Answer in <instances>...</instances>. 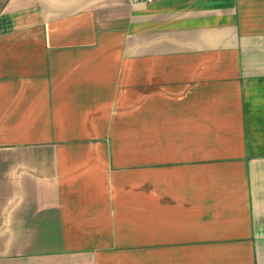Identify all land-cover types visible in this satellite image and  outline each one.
Listing matches in <instances>:
<instances>
[{
	"label": "crops",
	"instance_id": "crops-1",
	"mask_svg": "<svg viewBox=\"0 0 264 264\" xmlns=\"http://www.w3.org/2000/svg\"><path fill=\"white\" fill-rule=\"evenodd\" d=\"M0 264H264V0H0Z\"/></svg>",
	"mask_w": 264,
	"mask_h": 264
},
{
	"label": "built area",
	"instance_id": "built-area-1",
	"mask_svg": "<svg viewBox=\"0 0 264 264\" xmlns=\"http://www.w3.org/2000/svg\"><path fill=\"white\" fill-rule=\"evenodd\" d=\"M142 1L150 2V1H152V0H142Z\"/></svg>",
	"mask_w": 264,
	"mask_h": 264
}]
</instances>
